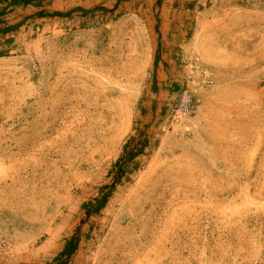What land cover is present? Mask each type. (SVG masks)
<instances>
[{
  "label": "rangeland",
  "instance_id": "obj_1",
  "mask_svg": "<svg viewBox=\"0 0 264 264\" xmlns=\"http://www.w3.org/2000/svg\"><path fill=\"white\" fill-rule=\"evenodd\" d=\"M0 264H264V0H0Z\"/></svg>",
  "mask_w": 264,
  "mask_h": 264
},
{
  "label": "built area",
  "instance_id": "obj_2",
  "mask_svg": "<svg viewBox=\"0 0 264 264\" xmlns=\"http://www.w3.org/2000/svg\"><path fill=\"white\" fill-rule=\"evenodd\" d=\"M200 73L204 78V83H212V77L209 72L201 71ZM197 108L194 91L188 86L182 88L177 95L175 107L170 116L171 123H179L194 116L197 113Z\"/></svg>",
  "mask_w": 264,
  "mask_h": 264
},
{
  "label": "trees",
  "instance_id": "obj_3",
  "mask_svg": "<svg viewBox=\"0 0 264 264\" xmlns=\"http://www.w3.org/2000/svg\"><path fill=\"white\" fill-rule=\"evenodd\" d=\"M21 2L23 4H29L30 3V0H21ZM54 15H60V13H54ZM8 28H5L2 30V32L4 31H7ZM141 146L138 148V147H130V144H126L124 146V153H123V156L121 158H123L121 160H118V162L116 164H119L118 167H119V171L122 172L123 170V163L127 160H130L132 159L134 156H136L137 154L141 153ZM105 199H106V195H103L101 197V199H93L92 201H90L88 204H86V210L87 212H90V211H96L97 209H99L102 204L105 202ZM75 245H76V239L75 238H71L69 241H68V244H66L62 254L68 256L70 255L71 253H73V251L75 250Z\"/></svg>",
  "mask_w": 264,
  "mask_h": 264
}]
</instances>
